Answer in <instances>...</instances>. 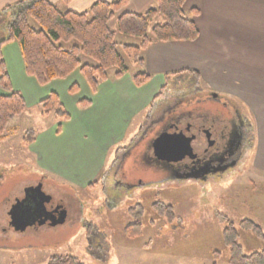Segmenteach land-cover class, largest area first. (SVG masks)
Returning <instances> with one entry per match:
<instances>
[{
	"label": "rangeland",
	"instance_id": "rangeland-1",
	"mask_svg": "<svg viewBox=\"0 0 264 264\" xmlns=\"http://www.w3.org/2000/svg\"><path fill=\"white\" fill-rule=\"evenodd\" d=\"M8 17L0 18V40L7 35ZM31 24L39 28L34 21ZM115 40L130 45L139 42L120 33ZM123 57L129 75L135 73L137 66ZM112 72L114 69L109 70ZM193 78L192 73H183L164 81L163 92L153 98L150 109L135 116L126 129L103 145L101 169L84 186L48 177L29 150L28 133L35 135L59 119L34 105L15 117L0 141V264H48L50 257L64 255L83 264H227L229 250L223 231L229 223L237 231L243 253L264 249V239L252 231L256 225L264 232V182L252 181L257 176L250 170V140L243 145L237 167L205 183L169 180L159 185L155 181L160 179V171L145 159L150 140L164 125L166 111L175 109L173 117L183 115L179 129L187 121H208V116L223 119L227 112L233 114V108L248 116L243 103ZM246 125H250L248 119ZM198 138L194 143L205 148L204 139L201 135ZM38 184L53 203H63L66 219L56 226L27 227L17 232L9 225L7 212L28 187ZM154 202L169 204L173 217L155 213ZM136 221L141 224V234L129 237L124 227Z\"/></svg>",
	"mask_w": 264,
	"mask_h": 264
},
{
	"label": "crops",
	"instance_id": "crops-1",
	"mask_svg": "<svg viewBox=\"0 0 264 264\" xmlns=\"http://www.w3.org/2000/svg\"><path fill=\"white\" fill-rule=\"evenodd\" d=\"M17 1L0 0V12ZM50 1L61 11L83 12L97 0ZM154 2L127 0L124 11L140 13ZM183 8L186 12L198 11L193 16L198 37L193 41L151 43L144 51L143 66L151 77L140 86L134 84V73L129 75L128 70L119 79L108 71L107 79L95 91L79 70L41 86L26 74L16 42L4 41L7 35L0 40L1 59L12 88L24 97L25 112L29 106L39 107L40 100L55 92L70 116L68 120H56L46 130L35 131L28 146L37 166L48 177L75 186L89 184L92 175L101 169L103 145L109 144L110 137L150 109L167 78L196 72L198 83L243 103L248 116H242L240 159L243 145L250 140V170L257 176L252 181L264 182V0H186ZM113 24L115 20L110 23L111 28ZM80 61L94 64L84 56ZM156 81L152 88L151 83ZM72 86L76 88L74 93L70 91ZM81 100H88L89 104L82 106ZM58 123L59 131L55 128Z\"/></svg>",
	"mask_w": 264,
	"mask_h": 264
},
{
	"label": "trees",
	"instance_id": "trees-1",
	"mask_svg": "<svg viewBox=\"0 0 264 264\" xmlns=\"http://www.w3.org/2000/svg\"><path fill=\"white\" fill-rule=\"evenodd\" d=\"M69 1L63 0L64 3ZM185 1L155 0L153 6L143 12L130 13L124 11L127 0H97L83 12L61 11L50 0H18L3 9L0 16H9L4 41L16 42L27 75L44 86L53 80L65 79L75 70H79L95 91L99 83L107 79L110 69H114V77L117 79L127 72L123 55L140 68L132 76L134 84L140 86L151 77L143 69L144 51L151 43L195 40L199 31L193 16L198 11L192 9L186 12L183 8ZM113 20L115 29L110 26ZM31 21L39 28H34ZM117 33L136 37L139 42L137 45L118 44L115 40ZM81 56L90 59L94 64L82 63ZM191 73L198 83L197 73ZM167 80L168 78L165 81ZM163 88L164 86L154 98L163 92ZM0 89L1 141L6 136L9 123L26 110L24 97L12 88L1 56ZM70 90L75 92V86ZM80 103L87 106L89 101L81 100ZM39 106L42 113H51L60 121L70 117L55 92H50L40 100ZM32 132L26 138L29 144L34 138ZM139 206L141 207L140 204ZM152 209L168 219L173 217L169 204L154 202ZM124 231L134 238L141 234V224L138 221L128 224ZM252 231L256 237L264 239V232L259 226L252 225ZM236 237L237 231L229 223L223 231L224 243L229 250L227 264H264V249L245 254ZM215 257H219V253L215 252ZM48 264L83 263L76 257L64 255L50 257Z\"/></svg>",
	"mask_w": 264,
	"mask_h": 264
},
{
	"label": "flooded vegetation",
	"instance_id": "flooded-vegetation-1",
	"mask_svg": "<svg viewBox=\"0 0 264 264\" xmlns=\"http://www.w3.org/2000/svg\"><path fill=\"white\" fill-rule=\"evenodd\" d=\"M210 95L211 98H216V96ZM227 103L223 104L224 107H227ZM233 109V114L227 112L226 117H222L223 119L216 116H208V121L202 120L199 123L187 121L183 126H180V129L186 125L193 126L201 130L203 136L210 135L209 132L211 133V130L214 129L213 133L215 138L212 141V145H209L206 139H204L206 148L202 149V151L200 150V152H197L193 148L189 154H185L183 158L178 160H172L175 158L172 155L157 157L154 155L152 147L153 141L162 132L168 130L170 127L179 128V123L184 119L181 114H175L174 117L171 116V113L175 111L172 110L164 119V125L159 128V131L156 130L154 137L149 142V149L145 155L146 161L160 171V179L155 181V183H160L159 185H161L162 182L169 180H196L205 183L207 180L214 179V177H221V175L237 167L240 162V144L243 137L241 126L244 120L238 109ZM191 119H194V117H191ZM173 124L175 125L173 126ZM192 145L190 144V146ZM116 183L120 184L121 182L118 181ZM24 197L25 193L19 200H23ZM38 204L34 194L29 192L27 193L26 201L18 210V214L22 215L21 212L27 210L29 213L27 212L25 214H27L26 217L28 219L43 218L46 213L45 211H52L56 207V203H53L52 200L45 204L44 210L40 209Z\"/></svg>",
	"mask_w": 264,
	"mask_h": 264
},
{
	"label": "water",
	"instance_id": "water-1",
	"mask_svg": "<svg viewBox=\"0 0 264 264\" xmlns=\"http://www.w3.org/2000/svg\"><path fill=\"white\" fill-rule=\"evenodd\" d=\"M213 132L214 129L211 130V133L209 132L210 135L203 136L202 131L196 129L193 126L186 125L182 129H179L178 127H170L168 130L162 132L153 141V153L157 157H160L162 155H172L173 157H175L172 160L181 159L185 154H189L190 150L193 148L197 150V152H200V150L202 151V146H199L198 143H194V141H196L198 136L200 137V135L203 139H206V142H208L209 145H212V141H214L215 138ZM190 144H193V146H190ZM29 192H32L34 194L35 199L39 203V208L42 210L45 209V204L49 203L51 200L50 195H47L42 191L41 184L28 187L24 191L25 197L23 198V200L20 201L18 199L8 211V215L10 218L9 225L14 228L15 231L23 232L27 227L31 226H56L62 224L65 221L66 209L64 208L63 203H61L60 201L57 203L54 210L45 211L46 213L43 218L28 219L26 217L27 214H25L28 212L27 210L23 211L24 213L20 211L22 215L18 214V210L26 201L27 193Z\"/></svg>",
	"mask_w": 264,
	"mask_h": 264
}]
</instances>
